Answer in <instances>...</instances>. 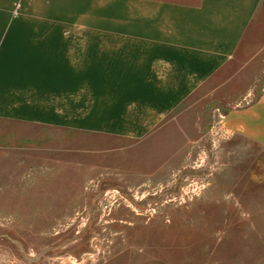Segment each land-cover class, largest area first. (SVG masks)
<instances>
[{"label":"rangeland","instance_id":"obj_1","mask_svg":"<svg viewBox=\"0 0 264 264\" xmlns=\"http://www.w3.org/2000/svg\"><path fill=\"white\" fill-rule=\"evenodd\" d=\"M12 1L0 0V15L22 3L32 30L45 20L56 30L55 14H87L71 6L83 0ZM258 93L194 105L173 121L183 127L139 141L48 132L68 146L0 148V264H264V149L225 125Z\"/></svg>","mask_w":264,"mask_h":264},{"label":"crops","instance_id":"obj_2","mask_svg":"<svg viewBox=\"0 0 264 264\" xmlns=\"http://www.w3.org/2000/svg\"><path fill=\"white\" fill-rule=\"evenodd\" d=\"M103 1L71 2L87 14H55L56 30L46 20L32 30L22 3L0 15V135L21 142L0 148L58 153L68 146L62 136L80 132L139 141L183 127L173 121L194 105L259 92L225 125L264 149V0Z\"/></svg>","mask_w":264,"mask_h":264}]
</instances>
